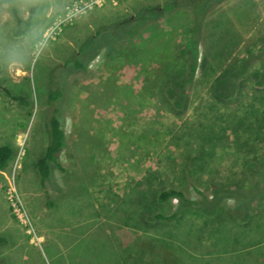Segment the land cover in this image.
Masks as SVG:
<instances>
[{"label": "rangeland", "instance_id": "obj_1", "mask_svg": "<svg viewBox=\"0 0 264 264\" xmlns=\"http://www.w3.org/2000/svg\"><path fill=\"white\" fill-rule=\"evenodd\" d=\"M168 1L0 0V146L17 150L0 169V264H264V201L248 222L233 216L230 200L210 217L159 198L178 190L200 200L215 184L250 190L251 167H264V86L255 77L264 72V0L210 7L182 111L168 88L183 71L194 17L188 8L164 12ZM194 1L203 10L216 0ZM148 9L154 14L137 32L78 69L89 36ZM244 61L236 93L216 98L215 80ZM55 82L65 172L46 189L37 161Z\"/></svg>", "mask_w": 264, "mask_h": 264}, {"label": "trees", "instance_id": "obj_2", "mask_svg": "<svg viewBox=\"0 0 264 264\" xmlns=\"http://www.w3.org/2000/svg\"><path fill=\"white\" fill-rule=\"evenodd\" d=\"M169 0L168 2H170ZM223 0H216L211 4H208L203 10H197L194 0H172L167 10L164 12H172L180 8H188L193 17L194 25L189 35L185 47L181 49V58L184 61L183 71L176 72L174 80L168 88V95L174 100V108L180 111L184 110L188 103V86L191 85L195 78L199 66V46L201 40V30L203 21L207 16L209 9L214 3L222 2ZM33 9L32 11L34 12ZM150 12H143L139 14L135 20L121 21L113 25H106L100 27L96 33L89 36L85 43L82 45L81 54H85L86 60L83 65L85 70L87 63L95 58L99 52L106 49H113L117 44L122 42L124 38L134 34L137 30L145 25L149 20L151 14H154L153 9H148ZM159 15V12L155 13ZM138 19V20H137ZM130 24L128 30L123 34L120 39H116L112 44L109 40V36L118 27L122 25ZM107 37L108 41L102 44L96 45V41H102L103 37ZM85 47V48H84ZM91 47H95L91 49ZM88 50L93 51L92 54L86 55ZM176 67H174L175 69ZM77 69V70H78ZM248 63L239 64L238 66H230L224 70L220 76L215 80L212 86L213 95L220 99L225 100L231 98L237 91L238 86L241 83L243 76L248 72ZM256 84L264 86V72H256ZM59 83L55 82L48 91L47 106L50 110V115L45 122V128L48 135V145L45 154L37 162L38 173L45 188L54 182V173L56 170L65 172L64 165L61 161V155L66 146V115L63 109V104L59 100L61 99L62 92L59 91ZM17 154V150L10 145L0 146V169H4L9 161L14 158ZM251 174L255 177V183L250 190L240 189L237 186L226 187L224 185L215 184L213 185V196H203L200 200H190L186 195L178 190L165 191L160 194V200L166 201L169 199H177L180 202L181 209L185 206H191L196 210L202 211L207 216H215L217 210L224 202L230 200L233 201L234 205L232 208L233 216H241L242 220H250L253 218L251 213L254 211L255 204H262L264 201V167L253 165L251 167ZM261 212H264V206L261 207ZM260 208V209H261ZM179 209V210H181ZM260 213L256 216H259ZM178 212L170 217L164 215H156L155 218L159 220H171L177 218ZM249 223H247L248 227ZM249 230V229H248Z\"/></svg>", "mask_w": 264, "mask_h": 264}, {"label": "crops", "instance_id": "obj_3", "mask_svg": "<svg viewBox=\"0 0 264 264\" xmlns=\"http://www.w3.org/2000/svg\"><path fill=\"white\" fill-rule=\"evenodd\" d=\"M46 130V129H45ZM46 134H47V132H46ZM66 138H67V135H66ZM47 139H48V135H47ZM47 145H48V142H47ZM47 145H46V148H47ZM10 146H13V145H10ZM14 147V146H13ZM15 148V150H16V147H14ZM65 148H66V146H65ZM45 151H46V149H45ZM44 154H45V152H44ZM43 154V155H44ZM63 154V153H62ZM39 160V159H38ZM38 162V161H37ZM40 184L42 185V182H41V179H40ZM43 186V185H42ZM48 188H49V185H48ZM48 188H46V189H48ZM251 227V229H252V226H250Z\"/></svg>", "mask_w": 264, "mask_h": 264}]
</instances>
